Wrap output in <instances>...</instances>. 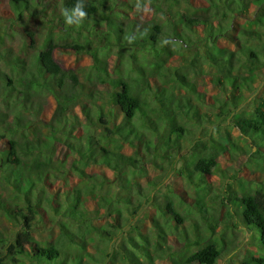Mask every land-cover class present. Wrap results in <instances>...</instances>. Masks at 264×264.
<instances>
[{
	"label": "trees",
	"instance_id": "obj_1",
	"mask_svg": "<svg viewBox=\"0 0 264 264\" xmlns=\"http://www.w3.org/2000/svg\"><path fill=\"white\" fill-rule=\"evenodd\" d=\"M5 1L12 11L10 19L20 21L25 11L33 14L41 0ZM131 2L149 4L160 11L162 20L122 25L120 17L126 13L118 8L123 10ZM61 3L64 9H70L75 0ZM85 11L87 15L76 34L83 29L98 36L99 54L89 47L88 40L63 39L58 43L49 36L34 52L30 68L19 57L0 52V62L9 65V73L0 68V96L13 115L12 121L0 116V179L10 191L8 196L0 194V213L17 225L10 236L0 230V264H18L22 258L35 264H101L105 258L115 263L113 248L102 249L99 259L79 250L84 249L91 232L109 242L115 234L128 232L127 226L141 230L133 221L139 220L145 205L155 211L149 225L156 230V237L152 239L148 233L142 236L138 231V239L123 238L120 246L126 264H156L155 257L161 258L162 252L172 257L175 253L167 244L165 227L182 224L186 217L194 221L197 237L204 228L212 237L182 260H172L173 264H216L224 255L227 241L224 235L219 239L214 236L215 226L203 211L207 207L204 200L195 199L193 206L181 212L168 195L164 194L163 202L156 199L162 181L140 183L129 179L128 174L165 160L177 176L204 182L219 155H230L238 149L249 153L251 145L256 147L253 155L260 154L255 160L263 166L260 176L249 178L239 191H224L219 204L226 205L237 220L226 228L231 233L238 227L247 230L254 242L251 246L256 252L251 251L240 264H264V92L258 95L264 89V0H85ZM58 20L70 34L63 18ZM27 34L32 46L33 35L29 31ZM110 45L118 49L119 58L124 51L130 52L138 77L110 76L104 65L107 53L102 49H110ZM60 49L92 58L94 86L85 89L74 70L61 67L55 59ZM141 52L152 54L156 67H166L160 78L149 75L150 70L137 61L136 55ZM173 57L182 64H175ZM187 70L201 80V90L188 78ZM45 91L53 93L58 103V125L38 139L20 124L25 110L32 108ZM82 97L87 101L80 103ZM75 103L84 119L72 112ZM188 119L195 131L202 130L185 146L182 136ZM73 124L81 134L75 133ZM140 126L153 136L149 138ZM228 127L238 128L242 147ZM55 140L67 146L80 177L85 175L81 164L105 166L112 170L121 192L102 190L109 180L105 174L92 181L87 191L80 186H57L52 181L54 176L62 177L66 170L63 161L54 160ZM125 145L131 152L123 151ZM87 202L96 207L91 209ZM103 216L106 222L93 223ZM38 220L57 226L78 252L68 258L55 242L40 244L33 236Z\"/></svg>",
	"mask_w": 264,
	"mask_h": 264
},
{
	"label": "rangeland",
	"instance_id": "obj_2",
	"mask_svg": "<svg viewBox=\"0 0 264 264\" xmlns=\"http://www.w3.org/2000/svg\"><path fill=\"white\" fill-rule=\"evenodd\" d=\"M37 6L38 9H35L33 14H31V11H25L22 20L16 21L10 19L12 17V11L7 2L5 0H0V52L3 53L6 51L8 53V57H19L21 60L20 62L25 61V65L28 64V67L30 68L32 65H30L29 62L34 58V52L42 48L44 41L49 36L58 43L74 38L79 42H85L88 40L87 44H89V47L94 49V51L99 54L101 49L99 50L100 42L98 36L95 34H89V32H86L83 29H80L81 34L77 35L76 30L79 28V26H68L71 29L70 34L67 33L66 29L63 30V26L58 20L60 17L63 18L62 11L64 8L62 6L61 0H41ZM118 10L121 13H126L120 17V22L122 25L124 23H129L130 21H136V23L144 24L145 20H153L155 22H160L162 20L160 11L151 7L149 4L139 6L136 3L131 2V4L125 5V7H123L124 12L122 7L118 8ZM28 31L33 35L32 46H30L31 40L27 34ZM102 49L105 51L104 53H107L103 56L106 57L104 59L106 64L104 65L108 68L110 76L116 77L117 75H126L130 79H135L138 77V72H136L134 69L136 64H132L131 62L130 52L124 51L122 56L119 58L116 56V51L118 50L116 47L114 48L110 45V49ZM186 53L187 51L185 54ZM55 59L59 62L62 68L74 70L78 75L79 81L84 84L83 87L85 89L94 86V81L92 79L93 76L90 74L93 60L88 54L75 53L73 51L68 52L60 49L56 51ZM136 59L145 65L146 70H150V72L152 71V74L150 72L148 73L149 75H153L156 78H160V76L166 71V67H162L163 65H161L159 68L156 67V60L150 53L141 52L139 55H136ZM171 60H173V62L176 61L174 62L175 64L180 63L178 58L176 60V58L173 57ZM181 64L182 63H180V65ZM0 68L1 70L9 73V65H6L3 61L0 62ZM179 70L181 71V68ZM187 76L189 79H193L194 82L198 84V90L202 89V85L199 82L201 80L195 76L193 71L187 70ZM1 81L3 80L0 79V82ZM262 92H264L263 88L258 91V95L263 96ZM70 93L71 90H67V94ZM3 101L4 99L0 96V116L6 118L8 121H12V112L7 108L6 103ZM82 101H87V99L82 97L79 99V102L81 103ZM57 106L58 103L54 94L45 91L43 95L36 98L32 108H29L27 111L25 110L20 124L21 127L27 129V133H29L30 136L43 139L44 134L50 133L51 128H54L58 125L56 119L57 117L55 116ZM10 108L12 109V107ZM249 109L250 106H248L246 110ZM71 110L72 112H75L80 118L82 117V119H84L76 103L75 106H71ZM186 122H188V125L186 126L187 131L182 136V145L185 146L190 143L195 135H200L202 130L201 128H198V130L195 131V125L192 124V121L188 119ZM76 126V124L75 126L73 124V130L76 131V134H81L82 130L76 129ZM68 127L69 126L66 128ZM140 127L139 129L142 128L146 130V128ZM228 130L233 135L235 142L242 147L244 142L237 136L238 128L228 127ZM145 134L149 138L153 136V134L147 130ZM56 135L57 137H62V134L60 135L57 133ZM167 135L168 133L166 132L165 136ZM54 143L56 145V154L54 156V160L56 163L63 161L66 170V175H63L62 177L59 176L56 179L54 176L52 181L57 184V186L60 188L80 186L84 191H87L90 189L92 181L99 180V177H101L102 174H105V177L109 180L102 187V190L121 192V188H118L117 179L114 178L115 176L113 175V172L110 168L94 164L83 166L82 164L79 165L78 162L77 165H79V167L85 173V175L80 177L72 166V161L74 159L73 155L68 151L67 146L61 141L57 140H55ZM250 147L251 152L249 153L238 149L235 153L230 155L227 153L224 155H219L217 158V165L213 168V172L211 174L205 175L204 182L199 181L196 178L188 181L183 177L177 176V173L172 170L171 165L165 160H158L157 166L150 165L144 168L143 171H135L133 173H129L128 175L129 179L139 181L140 183H143L149 179L162 181L156 191V199L160 202H163L164 194L168 195L171 199H173V201L176 203L177 209L181 212L184 211L186 206H193L195 199H203L207 205V207L203 208V211H205L204 213H206L208 217L211 218V223L215 226L214 236L219 239L222 235H224L227 241V246L225 244V251L223 253L224 255L218 259L216 264H240V261L246 255L252 253L251 251H253V253L256 252L251 246L254 244V242L250 241L249 232L247 230H243L242 228L238 227L234 229V233H231L230 230L226 228V226L230 227L231 223L233 221L236 222L237 220L235 216H232L233 214L231 215L228 213L226 205L219 204V200L224 195V191L227 192V189L239 191L240 187H245L249 178L258 179L260 176V171L263 166H259L255 163V160L260 156V154L253 155V151H255L256 147L254 145H251ZM246 148L247 145L245 149ZM123 151L131 152L127 145H125ZM263 152L264 150L262 153ZM253 171L255 174H253ZM87 174L91 176L88 177L86 176ZM234 176L236 177L234 178ZM227 182L232 183L227 186ZM198 184L206 187V189H203V187L201 188L198 186ZM97 191L99 192V188ZM0 194H3L4 196H8L10 194L9 189L5 187L1 179ZM86 205L91 209L96 207V204L91 202H87ZM153 215H155L154 209H152L150 205H145L139 220L137 222H134L135 220L133 221V223L137 224L141 230L133 231L131 226H127L128 232H131V234L128 235V232L126 231H124L122 234H115L113 236V240L112 238L109 239L110 243L108 241L105 242L103 240H99L98 234L96 235L91 232L86 238L84 249L79 251L88 252L96 259H99L102 249H104V251H110L113 248V252L116 253L117 257L115 263H111L110 260L105 258L104 263L101 264H126L122 259L124 254L121 252L123 249L120 246V243L122 242L121 240L127 236H131L132 239H138L136 238L139 237V235H136L138 231H141L142 236L144 233H148L149 236L154 239L156 237V230L149 225L150 217ZM106 221L107 217L103 216L101 219H94L93 223L97 225ZM193 223L194 221L192 219L190 220L186 217L182 224H173L169 227H165L167 229V244L171 246V252L175 254L170 257V255L166 253L164 254V252H162L161 258L155 257L156 264H173L172 260L174 259L175 261H180L182 260L181 257L190 255L197 248L203 245L205 241L212 237L208 228H204L203 231H200V234L197 237L198 234L195 231ZM16 227L17 225L11 223L3 214L0 213V230L3 231L4 235L10 236ZM221 231L224 232L221 233ZM33 236L40 244H45L47 241L55 242L57 246H59V248L63 251V253L68 255V258L73 253L78 252V250L60 234L57 226L51 225L48 221L42 222L41 220H38L34 228ZM18 264L35 263L30 262L27 258H22Z\"/></svg>",
	"mask_w": 264,
	"mask_h": 264
},
{
	"label": "clouds",
	"instance_id": "obj_3",
	"mask_svg": "<svg viewBox=\"0 0 264 264\" xmlns=\"http://www.w3.org/2000/svg\"><path fill=\"white\" fill-rule=\"evenodd\" d=\"M87 13L85 11V0H75L74 5L62 11L65 25L78 26L84 22Z\"/></svg>",
	"mask_w": 264,
	"mask_h": 264
}]
</instances>
